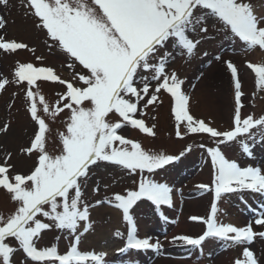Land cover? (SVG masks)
I'll return each instance as SVG.
<instances>
[{
	"label": "snow or ice",
	"instance_id": "obj_1",
	"mask_svg": "<svg viewBox=\"0 0 264 264\" xmlns=\"http://www.w3.org/2000/svg\"><path fill=\"white\" fill-rule=\"evenodd\" d=\"M0 4L7 5L8 0H0ZM26 6L38 18L36 27L45 31L52 42L49 48L55 46L65 54L71 61L67 65L69 69L78 63L87 72L73 71L71 79H64L50 66L29 62L18 63L15 68V83H26L28 111L38 125L30 146L23 152L28 155L35 152L38 158L27 174H10L14 167L8 163L11 154L0 163V189L10 194L18 205L8 217L0 215V264H12L11 258L17 251L7 243L9 238H14L35 264H107L106 252L81 251L78 247L81 236L93 228L90 209L94 206L83 200L82 184L98 162L139 173L135 189L115 193L106 201H95L97 207L107 203L121 210L129 225L125 246L119 251L162 247L159 240L153 242L151 237L138 235L132 210L142 200L151 202L156 209L172 206V187L153 179L152 174L179 161L185 153L148 151L140 142L120 134L124 126H131L155 135V125L147 126L136 114H143L142 109L156 103L162 90L173 101L177 137L207 134L215 141L213 146L201 145L214 170L213 183L198 185L202 191H213L215 201L208 218L190 217L192 221L203 222L206 230L195 237L175 236L173 241L202 248L208 239L222 241L225 246H243L257 237L264 238V231H254L251 223L236 226L217 217L216 202L223 194L251 191L264 195V170L242 167L222 150V146L239 141L243 152L252 156L253 130L259 129L264 137V115H242L245 93L236 64L224 61L233 78L235 103L232 126L227 130L196 119L189 110L190 97L182 87L185 81L175 71H167V64L173 58L168 49L191 56L208 33L209 16L217 18L234 38L244 42L246 50L257 46L264 50V14L258 15L250 0H27ZM196 10L202 14L195 15ZM4 27L5 20L0 16V29ZM28 47L27 43L0 35V50L4 52ZM247 67L254 72L257 87L264 90V63L247 62ZM38 82H58L66 90L58 94L53 105L40 92ZM9 83L7 78H0V91ZM41 110L53 119L65 110L69 113L65 131L59 134L62 144L59 154H50L46 149V134L50 129L39 114ZM113 116L117 119L113 120ZM6 130L7 125L0 128ZM244 137L247 139H241ZM186 151H191V147ZM93 190L98 192L99 186ZM160 214L163 216V212ZM254 223L264 226V210ZM53 227L67 230L74 237L75 242L64 254L56 246L37 247L41 233ZM115 235L124 236V233L117 231ZM234 264H258V260L249 247H243Z\"/></svg>",
	"mask_w": 264,
	"mask_h": 264
},
{
	"label": "rangeland",
	"instance_id": "obj_2",
	"mask_svg": "<svg viewBox=\"0 0 264 264\" xmlns=\"http://www.w3.org/2000/svg\"><path fill=\"white\" fill-rule=\"evenodd\" d=\"M250 2L257 10L261 9V0H250ZM262 4L264 5V0ZM18 9H25L24 0H8L7 5L0 4V16L5 20V27L0 29V35H4L6 39H14L29 45L27 49H20L15 52L0 50V78H7L10 81L5 89L0 91V128L7 125L6 131H0V163L3 162L4 157L11 154L8 163L14 167L10 169V174H27L37 163L38 154L33 152L28 155L23 152V149L30 146V141L34 138V132L38 130V125L32 120L28 111V102L25 96L26 83H15L14 71L17 64L30 62L36 66L54 67L64 79H71L73 71L86 74L87 70L78 63L75 64L74 69H69L67 65L71 61L66 58L65 54L55 46L49 48L48 45L52 42L46 36L45 31L36 27L38 19H34L36 17L33 14H26ZM201 14L200 10H196L195 15ZM206 26L208 33L191 56L186 53L182 55L179 51H173L172 48L168 49V51H172L173 58L167 64V71H175L179 78L185 81L182 87L185 94L190 97V113L196 119H202L199 118L198 110L201 106L199 103L211 96L220 111V124L215 125V121H212L213 126L221 130H227L232 126L235 109V104L232 102L234 82L230 70L224 63V61L231 60L238 68L242 90L245 93L242 103L247 110L246 114H254L256 117L264 115V90L257 87L256 76L247 67V62L264 63V50L258 46L246 50L244 42L234 38L230 31L225 29L223 23L215 17H207ZM214 51L219 53L220 60H216V56L212 57ZM257 55L258 58L255 60ZM37 57L43 59L37 60ZM207 70H210L208 75ZM143 75L151 77L152 73H143ZM38 83L40 92L53 105L58 99V94L66 90L65 86L58 82ZM154 84L155 82H153ZM192 93L201 94L198 97L200 102H194ZM172 107V98L162 90L156 103L149 105L147 109H142L143 114L140 112L136 114V118L143 119L147 126L155 125L153 129L155 135L143 133L131 126H124L120 130V134L140 142L142 147L148 151L171 155L185 153L179 161L152 174V178L158 182L167 183L172 188L175 186L177 190L172 192V196L184 200L185 210L182 212L184 225L182 229L175 233L179 225L177 223L179 216L173 204L171 207L162 206L160 209H156L151 202L142 200L132 210L138 235L142 238L151 237L153 242L159 240L162 247L159 250L129 249L120 252L119 249L125 246L129 225L124 221L121 210L107 203L97 207L95 201H106L115 193H124L125 189H135L139 180V173L132 174L120 166L98 162V166L91 168L89 178L82 184L83 200L94 207L90 209V213L93 214L90 217L93 228L81 236L78 245L79 250L104 251L107 253V264H234V260L241 256L243 247H249L255 253L258 264H264V238L257 237L251 244L243 246H225L222 241L208 239L202 248L185 245L182 241H173L175 236L191 235L195 237L206 230V225L203 222L192 221L190 217L200 215L207 218V213L215 201L213 191H202L198 188L200 184L212 185L213 183L214 172L210 158L201 145L213 146L215 141L210 139L207 134L182 135L179 137L180 141L175 140L173 135H176V122ZM39 114L49 124L50 129L46 134V149L50 154H59L62 147L59 134L65 131L69 113L65 110L54 119L42 110ZM112 119L115 120L117 117L113 116ZM206 123L211 124L210 121ZM180 130L183 134V125ZM253 133L255 142L264 140L259 129H254ZM248 142L252 143L251 140ZM189 147H191V151H186ZM223 148L226 152L233 150V156L230 159H235L238 163L239 160L244 161L243 156L245 154L239 141L231 142L227 146H222V150ZM258 151L264 153V148L258 149ZM246 166L251 165L247 164ZM206 170L208 171L207 174ZM145 175L148 174L145 173ZM97 186H99L98 192L93 190ZM202 202L204 205H201ZM216 203L219 221L226 223L225 218H232L231 223L234 225L246 226L253 223L254 217L259 215L261 210H264V195L251 191L228 193L223 194ZM17 206V203L11 200L10 194L0 189V215L8 217L14 213ZM199 207L203 208L202 211H194V208ZM95 209L104 212L102 220L95 218ZM109 209L118 211L120 219L117 218L112 221ZM241 210L243 215H240ZM161 212H163V216H161ZM223 214L225 216H222ZM234 218L239 219L238 224ZM45 222L48 221L45 219ZM99 226H104V237L99 236ZM257 226L259 232L262 231V228L264 231V226ZM117 231L124 233V236H116ZM74 242V237L67 230H58L53 227L41 233L37 247L56 246L59 253L64 254ZM7 243L17 248L11 258L12 264H35L26 257L14 238H9ZM212 248H219V250L210 255L208 250Z\"/></svg>",
	"mask_w": 264,
	"mask_h": 264
},
{
	"label": "bare ground",
	"instance_id": "obj_3",
	"mask_svg": "<svg viewBox=\"0 0 264 264\" xmlns=\"http://www.w3.org/2000/svg\"><path fill=\"white\" fill-rule=\"evenodd\" d=\"M214 55H217V53L214 51ZM258 58V55L256 56V58H255V60ZM214 65V64H213ZM213 67V66H212ZM212 67H211V69H212ZM210 69V70H211ZM210 70L208 71L207 70V75H208V73H210ZM199 96H201V94H198V93H196V94H193L192 93V98H193V100H194V102L195 103H197V102H200L199 101V99H198V97ZM232 102H233V94H232ZM199 105H201L200 107H199V118H202L203 120H205L206 122L207 121H215V125H219L220 124V111H219V108H217V106H216V104H215V102L211 99V96H210V98H207V99H203L202 101H201V103H199ZM197 110V109H196ZM195 110V112H197ZM245 114V112H242V115H244ZM231 119V118H230ZM230 155V154H229ZM242 163V162H241ZM261 169L262 170H264V163H263V165H261ZM208 173V171L206 170V174ZM201 205H204V202H202L201 203ZM179 209H181V207H179L178 209H177V211H179ZM202 209L203 208H194V211H202ZM110 210V212H111V215H110V219L113 221V220H115V219H120V213L118 212V211H116V210H112V209H109ZM187 211V210H186ZM94 213H95V218L96 219H99V220H102L103 219V217H104V212L103 211H101V210H99V209H95V211H94ZM103 213V214H102ZM92 214V213H91ZM222 216H225L224 214L222 215ZM227 221H228V223H231L232 221L231 220H233L232 218H230V219H228V218H225ZM235 219V222L238 224L239 223V219L238 218H234ZM244 220V219H243ZM177 223L179 224L178 226H177V230H176V232L175 233H177V231H180L181 229H182V227H183V221H182V212H180L179 213V218H178V220H177ZM95 224H97V223H95ZM103 225V224H102ZM179 227V228H178ZM253 230L254 231H256V232H258L257 231V229L253 226ZM103 232H104V226H99V236L100 237H104L105 235L103 234ZM87 236V235H86Z\"/></svg>",
	"mask_w": 264,
	"mask_h": 264
}]
</instances>
